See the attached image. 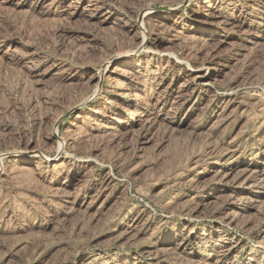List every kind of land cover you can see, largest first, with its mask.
Instances as JSON below:
<instances>
[{
	"label": "rangeland",
	"instance_id": "obj_1",
	"mask_svg": "<svg viewBox=\"0 0 264 264\" xmlns=\"http://www.w3.org/2000/svg\"><path fill=\"white\" fill-rule=\"evenodd\" d=\"M0 264H264V0H0Z\"/></svg>",
	"mask_w": 264,
	"mask_h": 264
},
{
	"label": "bare ground",
	"instance_id": "obj_2",
	"mask_svg": "<svg viewBox=\"0 0 264 264\" xmlns=\"http://www.w3.org/2000/svg\"><path fill=\"white\" fill-rule=\"evenodd\" d=\"M62 146V145H61ZM63 150V149H62ZM33 153H35V152H33Z\"/></svg>",
	"mask_w": 264,
	"mask_h": 264
}]
</instances>
